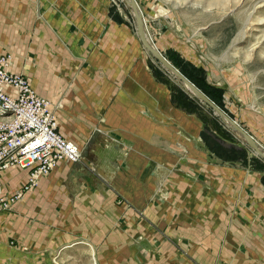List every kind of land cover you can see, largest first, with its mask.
Masks as SVG:
<instances>
[{
  "label": "crops",
  "instance_id": "1",
  "mask_svg": "<svg viewBox=\"0 0 264 264\" xmlns=\"http://www.w3.org/2000/svg\"><path fill=\"white\" fill-rule=\"evenodd\" d=\"M61 1L69 6V0ZM104 7L69 6L61 13L51 6L46 14L51 21V102L62 98L65 109L56 121L80 152L90 138L93 143L81 159L61 161L41 176L49 185L37 189L51 188L58 214L66 217L72 211L83 232L95 227L98 236H90L92 242L104 258H113L105 264H264L259 174L206 160L197 146L199 123L175 107L167 87L153 78L136 35L112 22L106 31L100 29ZM24 11L23 0H0V54H17L24 40ZM44 16L36 13L42 21ZM13 63L11 69L18 72ZM21 72L36 92L29 72ZM1 172L5 194L27 176L19 167ZM31 195L26 193L25 202ZM115 196L129 207L105 205ZM156 203L161 206L158 220ZM115 216L119 221L109 225ZM152 219L159 226L153 227Z\"/></svg>",
  "mask_w": 264,
  "mask_h": 264
},
{
  "label": "rangeland",
  "instance_id": "2",
  "mask_svg": "<svg viewBox=\"0 0 264 264\" xmlns=\"http://www.w3.org/2000/svg\"><path fill=\"white\" fill-rule=\"evenodd\" d=\"M69 1L67 5L72 9L105 6L101 30L106 31V25L112 22L127 35H135L131 10L123 0ZM23 2L24 40L16 55L5 53L11 55L13 65H19V73L29 72L28 77L39 87L36 92L52 108L56 129L64 136L56 121L57 115L64 114V101L57 97L51 102V21L46 14L51 13V6H57L61 13L69 6H64L61 0ZM136 3L151 44L264 148V0H136ZM39 11L45 14L46 22L36 17ZM137 42L140 45L138 39ZM146 66L153 78L167 87L171 103L199 123L197 146L206 160L256 172L264 185V160L148 55ZM70 141L80 152L76 142ZM40 179L41 176L36 184L26 188L22 187L24 183L12 185L10 194L3 192L5 183L0 181V198L5 200L0 204V264H105L107 259L113 260L104 258L103 251L97 250L98 244L92 242L90 236H98L95 227L85 230L90 234L87 235L84 227L79 228V219L71 216L72 211L66 217L58 214L51 188L37 189V185H49ZM104 190L113 192L110 187ZM28 192H32L31 199L25 202ZM15 193L19 195L13 196ZM154 194L158 198V192ZM105 205L129 207L120 196ZM155 207L158 220L161 206L156 203ZM135 212L142 217V210ZM90 218L84 219L85 223L90 224ZM114 218L108 220L109 225L119 221ZM149 221L153 227L159 226L153 219ZM58 231L63 233L62 238Z\"/></svg>",
  "mask_w": 264,
  "mask_h": 264
},
{
  "label": "built area",
  "instance_id": "3",
  "mask_svg": "<svg viewBox=\"0 0 264 264\" xmlns=\"http://www.w3.org/2000/svg\"><path fill=\"white\" fill-rule=\"evenodd\" d=\"M11 66V55L1 53L0 172L11 167L25 169L27 176L22 187L26 188L36 184L39 176L59 162L78 160L79 152L57 131L48 100L38 95L28 79ZM3 201L0 198V204Z\"/></svg>",
  "mask_w": 264,
  "mask_h": 264
},
{
  "label": "water",
  "instance_id": "4",
  "mask_svg": "<svg viewBox=\"0 0 264 264\" xmlns=\"http://www.w3.org/2000/svg\"><path fill=\"white\" fill-rule=\"evenodd\" d=\"M129 6L135 25V35L140 42L142 48L147 55L155 60L157 65H160L164 71L169 73L174 81L183 88L190 96L195 97L200 102L209 107L214 114L238 136L244 139L247 146L264 160V148L250 135L243 127H241L234 119H232L225 111L216 105L207 95H205L197 86H195L187 77H185L165 56L149 43L144 31V22L142 15L138 11L137 4L134 0H123ZM93 141L90 138L82 148L79 156L86 155L88 144ZM77 161V160H76Z\"/></svg>",
  "mask_w": 264,
  "mask_h": 264
},
{
  "label": "bare ground",
  "instance_id": "5",
  "mask_svg": "<svg viewBox=\"0 0 264 264\" xmlns=\"http://www.w3.org/2000/svg\"><path fill=\"white\" fill-rule=\"evenodd\" d=\"M135 1V3H136V0H134ZM137 4V3H136ZM137 7H138V11H139V13L142 15V12H141V10H140V8H139V6H138V4H137ZM142 18H143V15H142ZM143 22H144V19H143ZM144 31H145V22H144ZM145 35H146V31H145ZM146 37H147V35H146ZM147 40L149 41V43L151 44V42H150V39H149V37H147ZM151 45H153V44H151ZM154 46V45H153ZM155 47V46H154ZM156 48V47H155ZM157 49V48H156ZM158 50V49H157ZM243 139V138H242ZM244 140V139H243ZM70 141V140H69ZM73 143V142H72ZM74 144V143H73ZM76 146V145H75ZM76 148H77V146H76ZM77 150H78V148H77ZM39 178V177H38ZM37 178V179H38Z\"/></svg>",
  "mask_w": 264,
  "mask_h": 264
},
{
  "label": "trees",
  "instance_id": "6",
  "mask_svg": "<svg viewBox=\"0 0 264 264\" xmlns=\"http://www.w3.org/2000/svg\"><path fill=\"white\" fill-rule=\"evenodd\" d=\"M186 77V76H185ZM172 99V98H171Z\"/></svg>",
  "mask_w": 264,
  "mask_h": 264
}]
</instances>
